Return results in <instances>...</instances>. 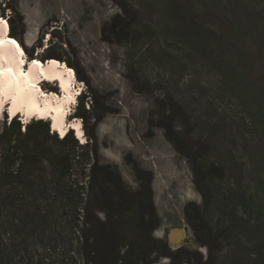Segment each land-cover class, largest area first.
Listing matches in <instances>:
<instances>
[{
	"label": "rangeland",
	"instance_id": "374dc122",
	"mask_svg": "<svg viewBox=\"0 0 264 264\" xmlns=\"http://www.w3.org/2000/svg\"><path fill=\"white\" fill-rule=\"evenodd\" d=\"M124 1L139 14L122 44L102 37L103 27L122 14L114 0H0V19L23 29L17 41L26 67L60 56L75 72L83 93L69 119H80L83 128L94 125L99 165L129 192L150 184L163 222L153 237L175 255L155 254L153 264H197L198 254L203 261L209 256L185 212L189 203L204 204L193 164L163 128L150 129V118H161L169 99L175 131L202 157L200 172L213 180L203 226L220 238L215 264H264V0ZM41 87L60 94L56 83ZM85 92V110L94 107L102 116L96 125L80 110ZM13 119L5 110L0 134ZM175 228L186 231L178 249L166 236ZM35 242L29 241L31 253Z\"/></svg>",
	"mask_w": 264,
	"mask_h": 264
},
{
	"label": "trees",
	"instance_id": "16d2710c",
	"mask_svg": "<svg viewBox=\"0 0 264 264\" xmlns=\"http://www.w3.org/2000/svg\"><path fill=\"white\" fill-rule=\"evenodd\" d=\"M114 2L122 14L103 27L102 37L122 44L135 28L134 15L139 11H132L127 1ZM10 29V37L20 40L23 29L16 28L13 20ZM55 58L51 59L62 62L60 56ZM132 82L143 92L134 78ZM88 97L85 92L80 98V110L91 114L96 125L102 116L94 107L85 110ZM173 102L167 101L161 118L156 119V114L150 118V129L163 128L175 148L193 164L204 204L189 203L185 212L198 239L209 249L206 261L198 254L197 264H215L220 238L206 234L203 226L213 180L200 172L202 157L189 148L181 132L175 131ZM84 130L88 142L80 144L72 132L63 139L51 133L49 123L42 119L23 127L15 118L5 126L0 134V264H153L155 254L175 256L167 243L153 237L160 221L150 184L144 183L136 192L126 190L108 166L98 163L94 125L85 124ZM4 212L5 224L1 222ZM40 228L44 231L35 236ZM31 239L38 248L32 253Z\"/></svg>",
	"mask_w": 264,
	"mask_h": 264
},
{
	"label": "bare ground",
	"instance_id": "6f19581e",
	"mask_svg": "<svg viewBox=\"0 0 264 264\" xmlns=\"http://www.w3.org/2000/svg\"><path fill=\"white\" fill-rule=\"evenodd\" d=\"M0 21H3L0 23V118L8 110L10 118L21 116L25 124L33 118L48 120L53 133L66 137L74 132L83 144L86 135L82 121L69 119L81 90L77 88L75 72L65 63L53 59L47 63L32 60L26 67V53L20 43L9 36L6 21ZM45 80H58L60 94L45 92L41 87ZM185 236V229H173L171 245L179 248Z\"/></svg>",
	"mask_w": 264,
	"mask_h": 264
},
{
	"label": "water",
	"instance_id": "95a60500",
	"mask_svg": "<svg viewBox=\"0 0 264 264\" xmlns=\"http://www.w3.org/2000/svg\"><path fill=\"white\" fill-rule=\"evenodd\" d=\"M163 222L161 221L160 224H162ZM160 226V225H159ZM173 229H170L167 233V242L169 243V245L171 246V234H172V231ZM183 246V245H182ZM182 246H180L179 248H181ZM172 247V246H171ZM178 249V248H177Z\"/></svg>",
	"mask_w": 264,
	"mask_h": 264
},
{
	"label": "snow or ice",
	"instance_id": "6c2138e0",
	"mask_svg": "<svg viewBox=\"0 0 264 264\" xmlns=\"http://www.w3.org/2000/svg\"><path fill=\"white\" fill-rule=\"evenodd\" d=\"M0 23H3V21H0ZM12 43H15L14 41H12Z\"/></svg>",
	"mask_w": 264,
	"mask_h": 264
}]
</instances>
